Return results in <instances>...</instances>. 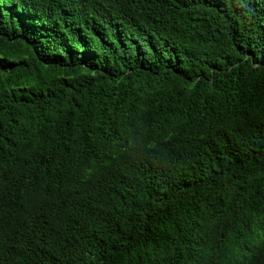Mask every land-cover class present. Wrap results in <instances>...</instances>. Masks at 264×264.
<instances>
[{"label":"trees","instance_id":"obj_1","mask_svg":"<svg viewBox=\"0 0 264 264\" xmlns=\"http://www.w3.org/2000/svg\"><path fill=\"white\" fill-rule=\"evenodd\" d=\"M0 264H264V0H0Z\"/></svg>","mask_w":264,"mask_h":264}]
</instances>
